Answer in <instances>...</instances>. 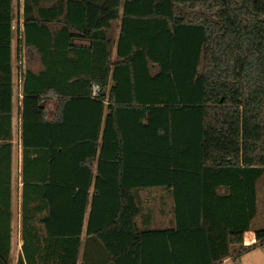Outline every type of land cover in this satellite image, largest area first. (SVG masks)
Here are the masks:
<instances>
[{
	"label": "trees",
	"instance_id": "trees-1",
	"mask_svg": "<svg viewBox=\"0 0 264 264\" xmlns=\"http://www.w3.org/2000/svg\"><path fill=\"white\" fill-rule=\"evenodd\" d=\"M13 2L0 0V264L13 242ZM16 3L15 264H220L264 246V0ZM153 187L171 190L170 228L139 227L138 191Z\"/></svg>",
	"mask_w": 264,
	"mask_h": 264
},
{
	"label": "rangeland",
	"instance_id": "rangeland-1",
	"mask_svg": "<svg viewBox=\"0 0 264 264\" xmlns=\"http://www.w3.org/2000/svg\"><path fill=\"white\" fill-rule=\"evenodd\" d=\"M14 4V21H13V38H12V71H13V88L15 94V110H14V147L15 152L18 151V137H19V86L21 82V75L22 71L26 67V60L23 50L18 46V35H17V25L19 15L17 12V3L16 0L13 2ZM113 34V32H111ZM32 69H37V63H31L29 65ZM17 97V98H16ZM47 112L50 117V113H53L54 110V103H48L46 105ZM15 169L13 172V179H14V187H13V255L15 249L17 248V243L19 242L18 239V211H19V197H18V186L16 185V179L18 177V161L15 160ZM258 195H259V212L254 221V227L264 228V179L260 182L258 187ZM250 238L249 234L246 235V240L248 241ZM250 245L254 244L253 240L252 243L249 242ZM248 245V244H247ZM223 264H264V246H255L254 248L247 249L242 252L239 256V260L237 262L232 261L230 258L224 261Z\"/></svg>",
	"mask_w": 264,
	"mask_h": 264
},
{
	"label": "crops",
	"instance_id": "crops-1",
	"mask_svg": "<svg viewBox=\"0 0 264 264\" xmlns=\"http://www.w3.org/2000/svg\"><path fill=\"white\" fill-rule=\"evenodd\" d=\"M20 1V0H19ZM19 11L18 25L21 26L22 19ZM21 96H19L20 98ZM14 134V117H13V133ZM20 119H19V137H18V151L15 152V143L14 138L13 142V153H12V188L14 187L13 172L15 169V160L18 161V174L20 169ZM16 185L18 186V194L20 193V180L19 177L16 179ZM19 197V195H18ZM138 197L141 201L143 207V215L139 220V227L144 228L148 226L150 230H160L167 229L173 225V198L171 190L162 188V187H153L146 190L138 191ZM19 218V215H18ZM18 239H19V220H18ZM12 232H13V200H12ZM13 239V238H12ZM245 241L246 238H245ZM247 242H252L251 238H248ZM20 240L17 243V248L14 251L13 255V242L12 249L10 253V264H15L16 258L20 251ZM227 259V258H226ZM225 259V260H226Z\"/></svg>",
	"mask_w": 264,
	"mask_h": 264
},
{
	"label": "built area",
	"instance_id": "built-area-1",
	"mask_svg": "<svg viewBox=\"0 0 264 264\" xmlns=\"http://www.w3.org/2000/svg\"><path fill=\"white\" fill-rule=\"evenodd\" d=\"M252 243V242H251ZM245 244H249V242L245 241ZM228 259V258H227ZM226 259V260H227ZM225 260H223L220 264H223Z\"/></svg>",
	"mask_w": 264,
	"mask_h": 264
}]
</instances>
